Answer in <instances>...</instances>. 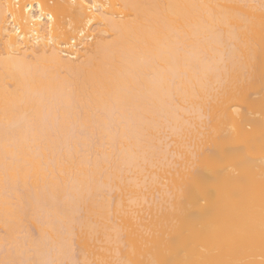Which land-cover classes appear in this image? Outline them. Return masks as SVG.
Wrapping results in <instances>:
<instances>
[{
    "label": "bare ground",
    "instance_id": "6f19581e",
    "mask_svg": "<svg viewBox=\"0 0 264 264\" xmlns=\"http://www.w3.org/2000/svg\"><path fill=\"white\" fill-rule=\"evenodd\" d=\"M15 1L0 264H264V0Z\"/></svg>",
    "mask_w": 264,
    "mask_h": 264
},
{
    "label": "rangeland",
    "instance_id": "374dc122",
    "mask_svg": "<svg viewBox=\"0 0 264 264\" xmlns=\"http://www.w3.org/2000/svg\"><path fill=\"white\" fill-rule=\"evenodd\" d=\"M12 1H13V2H16L15 0H12ZM17 4H18V5H19V4H22V5H24V6L27 5V3H25V2L23 3V1L17 2ZM47 12H49V11L47 10L46 13H47ZM46 13H45V14H46ZM77 41H78V40H77ZM78 42H79V41H78ZM78 42H77V43H78Z\"/></svg>",
    "mask_w": 264,
    "mask_h": 264
},
{
    "label": "built area",
    "instance_id": "2783aa9c",
    "mask_svg": "<svg viewBox=\"0 0 264 264\" xmlns=\"http://www.w3.org/2000/svg\"><path fill=\"white\" fill-rule=\"evenodd\" d=\"M69 1H72V2H73V1H75V0H69Z\"/></svg>",
    "mask_w": 264,
    "mask_h": 264
}]
</instances>
